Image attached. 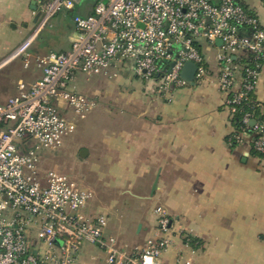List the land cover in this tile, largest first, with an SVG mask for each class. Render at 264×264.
Returning <instances> with one entry per match:
<instances>
[{"label":"built area","instance_id":"built-area-1","mask_svg":"<svg viewBox=\"0 0 264 264\" xmlns=\"http://www.w3.org/2000/svg\"><path fill=\"white\" fill-rule=\"evenodd\" d=\"M80 1L40 0L33 31L0 62L1 70L25 57L28 66L29 48L52 27V19L72 13L71 49L39 58L42 77L20 82L18 94L0 103V123L7 125L0 132V264H167L164 254L173 245V231L164 209L155 210L153 238L124 246L106 235V216L86 215L93 192L61 173L43 171L38 152L60 149L77 120L98 105L95 98L71 89L77 73L113 78L115 63L130 62L137 77L167 96L190 84L181 76L187 62L197 66L195 83L210 77L202 40L222 42L217 84L232 117L237 110L230 105L255 93L264 65V29L241 0H94L86 16L75 12ZM242 53L252 65H236ZM257 107L264 116V104L258 101ZM242 122L257 131L242 133L239 140L250 139L263 152L264 121L246 113ZM87 246L100 249L102 261L84 260L81 253ZM180 264L196 263L188 257Z\"/></svg>","mask_w":264,"mask_h":264},{"label":"crops","instance_id":"crops-1","mask_svg":"<svg viewBox=\"0 0 264 264\" xmlns=\"http://www.w3.org/2000/svg\"><path fill=\"white\" fill-rule=\"evenodd\" d=\"M241 2L264 29V0ZM39 3L40 0H0V62L33 31L39 18ZM82 4H77L75 12L91 14L93 3ZM74 37L72 13L56 15L52 27L35 41L28 66L23 57L0 71L5 70L0 95L6 94L0 96V103L18 94L20 82L30 84L41 78L43 71L37 60L51 53L68 52ZM219 46L200 43L209 78L167 96L159 94L154 83L137 77L130 62L115 63L111 72L117 73V77L96 76V82L116 89L117 101L130 98L128 103L133 104V109H128V114L123 112L122 123L111 122L115 115L99 103L101 113L96 123L84 124L95 110L77 123V129L94 135L89 143L100 145L93 152L88 148V154L102 163L119 165L122 180H149L147 199L153 209L139 223L141 229L137 226L135 231L134 237L141 243L129 247L142 245L156 235L155 210L162 208L173 231V245L164 254L167 264H180L188 257L196 264H264V159L252 154L250 139L242 138L235 144L228 141L233 127L226 96L217 84ZM248 56L240 54L235 58L236 65H244L242 58ZM88 82L85 75L77 73L70 87L81 93ZM254 94L264 104V65ZM156 179L157 188L152 196ZM124 193L140 195L129 189ZM85 213L95 216L90 203ZM187 237L197 242L187 244ZM81 257L87 261L95 257L100 262L104 256L100 249L87 246Z\"/></svg>","mask_w":264,"mask_h":264},{"label":"rangeland","instance_id":"rangeland-1","mask_svg":"<svg viewBox=\"0 0 264 264\" xmlns=\"http://www.w3.org/2000/svg\"><path fill=\"white\" fill-rule=\"evenodd\" d=\"M86 1L94 2V0H81V5ZM35 41L38 40L36 39ZM35 41L29 48V53L33 49V46L36 45ZM4 71L0 72V80ZM85 77L88 78L89 82L81 94L95 98L98 105L99 103L100 105L104 104L106 109H110V112L115 115V118H111V122L114 120L119 122L120 120L122 123L123 112L125 111L128 114V109H133V104L128 103L131 99L126 96L122 101H117L115 99L116 89L112 88L110 84L104 85L96 82L97 77L99 78L100 76ZM2 95L6 96V94H1L0 96ZM99 110V108L95 109L94 116H91L89 120L84 121L88 118L86 117L85 119L77 120V123L84 121L86 126L96 123L101 113ZM66 115L68 114L66 113ZM68 116L71 117L70 115ZM93 136L86 129H74L64 138L60 149L56 151L43 149L41 151V156L39 157L40 167L43 171L53 170L61 173L82 187L90 189L94 195L90 202L91 212L95 215L106 216L108 220V232L106 231V233L109 236H116L127 247H131L140 242L134 237L137 226L139 223L144 222L150 210L153 209V206L147 199L149 180L142 179L136 182L133 180H122L119 177V165L102 163L99 158L88 154L89 151L98 150L100 146L96 147V142L89 143V138ZM83 151H85V154L82 155ZM128 189L133 193L140 194L144 198L138 197L140 195L125 194L124 191Z\"/></svg>","mask_w":264,"mask_h":264},{"label":"trees","instance_id":"trees-1","mask_svg":"<svg viewBox=\"0 0 264 264\" xmlns=\"http://www.w3.org/2000/svg\"><path fill=\"white\" fill-rule=\"evenodd\" d=\"M242 62H245L246 64L252 65V60H251L250 56L242 58ZM257 102H258V100L255 97V94H252L251 96H249V99H245V100H242L238 103H234V104L230 105V106L235 107L237 110L236 113H234L231 117V125L233 127V132L228 137V141L231 144H235V143L240 142L239 138H240L242 133L253 135L257 131L255 126L243 124L242 119L246 113H253L254 118H255L256 122H258V123H261L264 121V116L260 113V111L257 107ZM0 126L4 129V128H6L7 125L5 123H0ZM256 138L257 137H255V139ZM252 141H253V139H252ZM252 145H253V142H251L252 154L254 156H257L260 159H264V151L259 152V151L255 150V148H253ZM40 153H41V151L38 152L39 157L41 156ZM184 240H185V242H187V244H190V245H194V243L197 242V240L192 238V237H187Z\"/></svg>","mask_w":264,"mask_h":264},{"label":"water","instance_id":"water-1","mask_svg":"<svg viewBox=\"0 0 264 264\" xmlns=\"http://www.w3.org/2000/svg\"><path fill=\"white\" fill-rule=\"evenodd\" d=\"M216 44L218 45H221L222 42L220 40L216 41ZM196 70H197V66L195 63L193 62H187L185 65H184V68L182 70V73H181V76L187 80L188 82H190V84L194 85L195 84V74H196ZM255 124V121H252L251 122V125H254ZM17 142H20L19 139L16 140ZM85 151H83L81 154H85L84 153ZM157 183H158V179H156L153 183V187H152V196L154 194V191L156 190L157 188ZM142 227L141 224L138 225V230H140Z\"/></svg>","mask_w":264,"mask_h":264}]
</instances>
